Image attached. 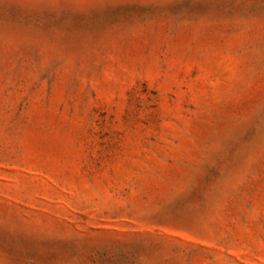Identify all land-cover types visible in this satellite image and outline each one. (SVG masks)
Wrapping results in <instances>:
<instances>
[{
    "label": "rangeland",
    "instance_id": "obj_1",
    "mask_svg": "<svg viewBox=\"0 0 264 264\" xmlns=\"http://www.w3.org/2000/svg\"><path fill=\"white\" fill-rule=\"evenodd\" d=\"M0 264H264V0H0Z\"/></svg>",
    "mask_w": 264,
    "mask_h": 264
}]
</instances>
